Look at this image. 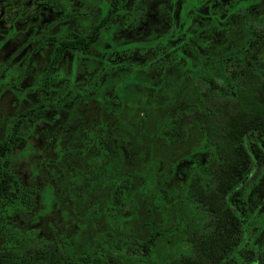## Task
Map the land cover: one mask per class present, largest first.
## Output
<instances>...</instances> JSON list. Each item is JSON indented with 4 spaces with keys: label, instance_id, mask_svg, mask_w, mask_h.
<instances>
[{
    "label": "trees",
    "instance_id": "1",
    "mask_svg": "<svg viewBox=\"0 0 264 264\" xmlns=\"http://www.w3.org/2000/svg\"><path fill=\"white\" fill-rule=\"evenodd\" d=\"M47 2L62 13L65 24L84 14L64 8L61 0ZM125 2L100 0L95 22L85 21L83 29L65 25L40 43L52 45L39 76L45 97L15 114L0 139V202L32 209L34 198L13 168L14 147L50 108L70 99L83 105L91 100L90 111L84 112L87 121L79 124L81 133H71L68 142L75 150L61 144L58 135L63 179L46 184L41 195L45 209L53 202L64 207L63 224L74 229L57 232L48 225L51 234L28 229L27 239L6 238L0 264H264V209L254 208L249 194L264 177V64L246 63L264 44V23L247 24V36L230 50L201 53L189 27L207 1L182 0L179 27L110 48L155 49L152 56L142 62L102 60L94 69L88 63L90 83H77L82 59L95 58L96 49L108 54L102 44L112 32V21L125 12ZM253 2L240 0L227 13ZM68 53L73 62L65 73L60 65ZM178 58L184 59L181 75L173 69ZM211 69L227 79L230 92L203 86L200 76ZM191 70L195 75L174 102L170 91L185 81L184 74L190 79ZM66 77L63 86L51 85ZM65 149L75 155L66 156ZM187 163L186 177L163 193V184ZM61 190L68 192V201L56 196ZM132 223L133 231L126 230ZM162 243L167 250L158 256Z\"/></svg>",
    "mask_w": 264,
    "mask_h": 264
},
{
    "label": "rangeland",
    "instance_id": "2",
    "mask_svg": "<svg viewBox=\"0 0 264 264\" xmlns=\"http://www.w3.org/2000/svg\"><path fill=\"white\" fill-rule=\"evenodd\" d=\"M61 1L64 8L84 14L65 24L66 20L61 18L62 13L54 10L47 0H0V139L9 129L10 121L15 114L45 97L40 86L39 76L49 61L52 45L51 43H40L65 25H68L69 28H82L85 21L88 20L91 24L98 19L100 0ZM172 1L126 0L123 5L125 12L118 14L112 21V32L107 37L108 41L105 40L102 44L103 50L108 54L96 49L92 51L95 58L89 59L86 56L82 59L83 64L75 76L76 82L90 83L92 77L91 71L88 70L90 64H93L92 69H94L101 64L102 60L116 63L121 61L124 63L142 62L149 55L152 56L155 49L129 48L113 51L110 48L111 44L125 45L130 42L144 41L151 36L162 35L171 26L179 27L182 0H174L171 3ZM205 1L208 4H203L200 8L201 16H195L189 27V31L195 36L192 39L194 48L201 53L207 54L212 48L230 50L238 46L247 36L245 33L247 24L259 27L264 23V0H252L255 2L243 6L238 13H227V11L240 0ZM228 31L231 32L230 36ZM175 41L177 42L178 39ZM189 48L191 57L192 46ZM209 53L213 54L214 51ZM175 61L177 64L173 69L176 72L179 71L178 75H181L184 59L178 58ZM72 62L73 56L69 53L66 54L60 65V70L68 73ZM88 63L90 64L87 65ZM246 63L256 67L264 64V44L247 57ZM189 73L190 79H186L184 74L185 81L178 86V89L170 91L169 97L174 102L181 94L182 85L192 80L195 75L194 70ZM148 74L144 75L152 79V75ZM6 75H8L7 79ZM154 76L157 78V75ZM200 77L203 78L201 81L203 86L209 85L220 93L230 92L228 81L220 74V71L211 69L205 76ZM67 82L66 77L58 79L51 85L58 87ZM106 90L108 93L111 92L108 87ZM167 90L169 91L168 88ZM150 92L151 90H147V93ZM54 93H56L54 90L50 91L46 98L51 99V95ZM90 101L84 102L85 106L79 100L70 99L60 106L50 108L44 119L35 124L31 131L27 132L26 137L14 147L12 154L14 171L24 184L25 190L33 196L34 206L31 210L24 211L19 206L0 202V245L6 238L14 242H18L20 238L27 239L29 232L35 233L37 230L44 234H51L49 228L46 227L48 225H52L57 232L64 229L65 232L71 233L74 229L63 224L65 218L61 209L64 207L53 202L48 209H45L41 195L44 193L46 184H61L62 180L60 179H63L58 168L56 153L55 141L58 135L62 138L61 144L65 145L70 141L71 133L80 132L79 124L87 121L84 118V116L86 117L84 112L90 111ZM133 104L135 102H127L129 107H134ZM75 115L78 120H75ZM60 129H63L62 132H59ZM68 145L73 147V151L75 150L74 146L69 143ZM73 151L65 149L64 153L67 156ZM124 151L125 148H122V152ZM72 154L75 155V152ZM189 167L190 164L187 163L175 171V176L163 184L165 186L163 193H166L167 189L171 190L172 186H178V182L186 177L185 171L186 169L188 171ZM56 171L57 173H55ZM55 189H58L57 186ZM61 191L62 193H56V196H63L68 201V192ZM249 194L251 205L256 209H264V177L258 183L254 182ZM129 227L133 231L134 224H128L125 229L128 230ZM263 240L264 237L261 236L260 242ZM166 250L165 244L162 243L159 246L158 256Z\"/></svg>",
    "mask_w": 264,
    "mask_h": 264
},
{
    "label": "flooded vegetation",
    "instance_id": "3",
    "mask_svg": "<svg viewBox=\"0 0 264 264\" xmlns=\"http://www.w3.org/2000/svg\"><path fill=\"white\" fill-rule=\"evenodd\" d=\"M99 6V5H98ZM99 10H100V7H99Z\"/></svg>",
    "mask_w": 264,
    "mask_h": 264
}]
</instances>
